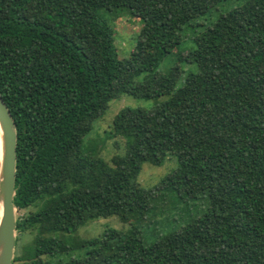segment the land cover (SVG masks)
<instances>
[{"label":"trees","instance_id":"obj_1","mask_svg":"<svg viewBox=\"0 0 264 264\" xmlns=\"http://www.w3.org/2000/svg\"><path fill=\"white\" fill-rule=\"evenodd\" d=\"M229 1L0 0V97L17 134L12 264H264V0L196 32L177 54L195 67L181 82L158 71L185 28ZM116 11L142 21L121 61L105 18ZM122 96L168 99L115 115L106 137L125 153L107 162L84 138ZM168 155L176 168L143 188V164ZM200 197V215L144 242L147 219ZM112 216L128 229L74 237Z\"/></svg>","mask_w":264,"mask_h":264},{"label":"rangeland","instance_id":"obj_2","mask_svg":"<svg viewBox=\"0 0 264 264\" xmlns=\"http://www.w3.org/2000/svg\"><path fill=\"white\" fill-rule=\"evenodd\" d=\"M240 4L241 0H230L222 6H218L216 9L212 10L209 15L198 21L199 25L195 24L190 28H185L182 32V39L179 47L173 51L172 55L168 56L160 63L158 71H167L177 82H181L188 72L193 71L195 67L178 60L177 54L193 47L194 34L196 32L201 31L205 25L214 21L219 14H223L227 10L237 7ZM105 18L111 24L115 32V41L113 44L114 60L121 61L127 58L135 45L142 27V21L123 11L105 13ZM167 99L168 97H161L157 100L146 101L136 100L129 96H122L119 100L112 101L106 114L94 122L93 129L84 138L85 151L107 162L114 155H123L125 153L123 141L117 138L109 139L106 137V132L111 128L115 115L124 107L150 109ZM176 166V159L171 155L166 157L165 162L160 167L143 164L138 181L143 188L150 189L157 185L164 176L171 173ZM191 201L193 202L184 203L186 205L176 208H172V206L166 207L161 214L158 213L152 219H147L145 223L141 225L144 242L151 244L157 239L152 233L153 228H155L156 233H158L159 230H166L169 225L175 227L187 221L189 218L200 215L207 207V202L203 197ZM170 207L171 211H169ZM17 216L18 212L16 213V217ZM107 229L125 231L128 229V225L122 224L118 218L114 216L99 218L80 227L76 234H74V237L78 238V240H91L99 237ZM79 253L83 254L84 251H80ZM91 264H102V262L99 258H93Z\"/></svg>","mask_w":264,"mask_h":264},{"label":"water","instance_id":"obj_3","mask_svg":"<svg viewBox=\"0 0 264 264\" xmlns=\"http://www.w3.org/2000/svg\"><path fill=\"white\" fill-rule=\"evenodd\" d=\"M17 134L10 112L0 97V264H12L16 239V208L13 204L16 179Z\"/></svg>","mask_w":264,"mask_h":264},{"label":"bare ground","instance_id":"obj_4","mask_svg":"<svg viewBox=\"0 0 264 264\" xmlns=\"http://www.w3.org/2000/svg\"><path fill=\"white\" fill-rule=\"evenodd\" d=\"M1 214H2V207H1V204H0V217H1Z\"/></svg>","mask_w":264,"mask_h":264}]
</instances>
